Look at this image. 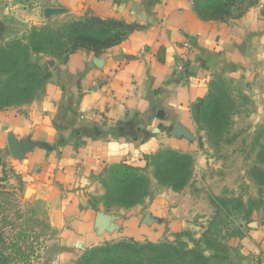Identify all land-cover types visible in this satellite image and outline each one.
I'll return each instance as SVG.
<instances>
[{
  "label": "crops",
  "instance_id": "crops-1",
  "mask_svg": "<svg viewBox=\"0 0 264 264\" xmlns=\"http://www.w3.org/2000/svg\"><path fill=\"white\" fill-rule=\"evenodd\" d=\"M196 1L38 0L31 8L28 28L88 16L133 28L100 53L49 57L40 97L0 110V174L19 177L32 198L48 202L66 257L108 242L200 233L203 219L172 188L129 207L108 208L103 199V179L122 164L146 170L165 148L199 159L196 104L223 78L254 85L264 77V0L224 19L203 18ZM241 249L251 263L264 253V216Z\"/></svg>",
  "mask_w": 264,
  "mask_h": 264
},
{
  "label": "rangeland",
  "instance_id": "rangeland-1",
  "mask_svg": "<svg viewBox=\"0 0 264 264\" xmlns=\"http://www.w3.org/2000/svg\"><path fill=\"white\" fill-rule=\"evenodd\" d=\"M37 2L0 0V45L27 38L34 28L56 26L59 20L28 28L26 20ZM206 9L210 12L212 6ZM237 13L234 10L232 14ZM49 57L63 61L65 54L55 51L38 56L51 73ZM263 89L261 74L254 85L223 78L215 94L200 105L195 121L203 140L199 159L191 156L190 175L184 187L174 189L158 179L155 156L141 173L147 180L148 196L156 189L172 188L176 198L203 219L199 221V234L188 232L165 241L198 250L206 257L204 264H264V253L251 263L253 257L241 249L252 222L264 216ZM41 93L42 90L37 92L35 99ZM110 177L111 173L103 179L105 185H111ZM30 195L19 177L0 174V264H77L96 247L76 257H66L64 237L54 229L48 202ZM109 204L111 208L125 205L113 201ZM91 264H103V260L96 259Z\"/></svg>",
  "mask_w": 264,
  "mask_h": 264
},
{
  "label": "trees",
  "instance_id": "trees-1",
  "mask_svg": "<svg viewBox=\"0 0 264 264\" xmlns=\"http://www.w3.org/2000/svg\"><path fill=\"white\" fill-rule=\"evenodd\" d=\"M220 1L223 3L218 4ZM258 2L259 0H197L196 8L200 16L206 19H224L228 16L238 18ZM208 6H212L210 12L206 9ZM234 10L238 12L236 15L232 14ZM132 29V26L121 21L88 16L57 23L56 26L34 28L27 38L1 44L0 109L30 103L35 99L36 93L44 89L51 73L48 65L38 58L40 54L60 51L65 54V60L81 48L100 53L120 43ZM220 82L221 80L214 84L213 92L206 99L196 104L194 118L196 110L215 94ZM214 101L215 98L211 99V102ZM153 156L156 157L154 162L158 179L174 189L185 186L190 175L191 155L165 148ZM151 157L148 158L149 165ZM143 172L126 164L116 167L111 172V185L104 184L105 205L111 208L110 201L128 207L142 203L148 196L147 180L141 174ZM96 259L103 260V264H204L206 257L196 249L170 241L140 243L123 240L96 246L82 256L77 264H91Z\"/></svg>",
  "mask_w": 264,
  "mask_h": 264
},
{
  "label": "built area",
  "instance_id": "built-area-1",
  "mask_svg": "<svg viewBox=\"0 0 264 264\" xmlns=\"http://www.w3.org/2000/svg\"><path fill=\"white\" fill-rule=\"evenodd\" d=\"M179 66H180V68H183L184 67V64L183 63H180ZM262 257H264V254L262 255ZM262 260H264V258Z\"/></svg>",
  "mask_w": 264,
  "mask_h": 264
}]
</instances>
